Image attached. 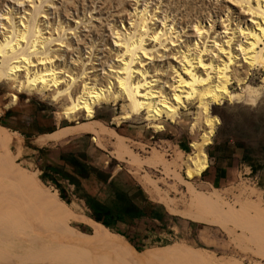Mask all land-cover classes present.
<instances>
[{
	"label": "bare ground",
	"instance_id": "6f19581e",
	"mask_svg": "<svg viewBox=\"0 0 264 264\" xmlns=\"http://www.w3.org/2000/svg\"><path fill=\"white\" fill-rule=\"evenodd\" d=\"M9 1L0 0V80L10 86L11 104L22 94L38 96L61 105L62 120L79 125L40 136L33 141L37 149L80 133L99 134L102 106L121 105L117 126L147 123L156 134L166 130L164 120L175 124L196 107L192 132L201 138L183 161L186 180L193 181L207 171L206 148L221 125L213 109L260 97L252 77L260 71L264 85V0H14L23 10ZM235 85L244 92H231ZM6 132L0 129V264H184L175 256H139L125 238L81 219L37 177L12 164L8 147L16 134ZM109 132L120 160L138 168L161 163L156 156L141 161L125 139ZM187 184L194 194L187 214L192 221L213 223L212 216L222 225L239 223L246 203L237 209ZM261 214L247 227L264 257ZM77 220L92 234L71 227Z\"/></svg>",
	"mask_w": 264,
	"mask_h": 264
},
{
	"label": "rangeland",
	"instance_id": "374dc122",
	"mask_svg": "<svg viewBox=\"0 0 264 264\" xmlns=\"http://www.w3.org/2000/svg\"><path fill=\"white\" fill-rule=\"evenodd\" d=\"M216 1L207 0L206 3L216 4ZM203 2L205 0H201L198 5H202ZM14 4V0L9 1V7L11 8L23 10V7H25L18 4L14 6ZM252 80H254L252 87L260 92L258 99L248 98L237 103L226 102L213 109L212 115L219 120L221 125L215 131L212 145L217 143L226 146L229 144L235 145L243 156L248 154L253 162L252 164L264 166L263 74L260 71H255ZM241 89L243 88L235 85L231 88V92H244V89ZM11 97L10 86L6 81L0 80V129H5L8 135L16 134L14 135V141L8 147L9 158L14 166L21 167L40 178V172L35 166L38 152L34 148L33 141L42 135L53 134L72 126L79 127V125L62 120L60 117L63 113L61 105L52 104L41 97L26 94L19 95L16 104H11ZM97 110L96 121H99L102 125L97 127L100 132L99 136L93 133H80L73 135V137L70 136L62 143L49 144L48 149L58 153V148H66V151L86 154L97 167H103L107 164L105 165L106 168L112 171L114 177H118L122 183L134 189V198L140 202H149L151 206L158 208L162 216L165 215L166 223L161 227L164 229L161 238L146 241L153 234H149V231L146 230L149 228L147 224L141 225V236L146 239V242L140 238L138 244L141 246L147 245L144 251L171 248L173 256L184 264H264V257L257 253L256 246L250 241L251 233L247 227L250 221L253 222L259 217L257 216L258 213H264V172L242 174L239 179L222 187H211L203 183L202 178L193 181L186 180L183 161L193 153L191 145L199 143L201 138V133L192 132V125L195 123L197 113L196 107H192L187 112H182V117L180 116L182 121L178 120L175 124L164 120L163 125L166 130L160 134L154 133L147 123H126L120 125L121 127L117 126L114 118L120 116L121 105L115 107L102 106ZM80 123L87 124L88 122L80 120ZM109 131L124 138L129 150H132L141 161L156 156L161 163L152 167L143 165L138 168L113 156V143L115 144L116 138L112 137ZM211 146L206 148L208 156ZM18 148H20L22 154H18ZM173 170L178 173L175 174L176 177H174ZM170 173L173 174L170 175ZM187 182L190 183L193 189L198 191H195V194L219 195L233 206L236 203L237 206L235 207H238L237 209L241 208L238 202L248 204L241 203L244 205L243 208L249 206L248 210L244 208L241 211L244 219L239 214L240 217H237L239 219H236L239 220V223L235 220L234 222L237 224L234 225L232 224L233 221H228L223 224L227 225L226 228L222 225V222H218V220H215L216 217L212 216L210 218L215 221L213 223L206 222V224L205 222L192 221L187 214L191 213V210L193 211L191 200L194 194L189 190ZM43 185L51 194L57 192L60 198L59 192L52 184L47 182ZM93 187L86 185L85 188L95 194L97 192L94 191ZM97 197L100 201L106 200L104 195ZM70 208L78 216L87 217L85 215L87 210L81 205V202L75 200ZM170 209L174 212H170ZM244 213L246 214L243 215ZM262 214L261 216L264 217ZM252 215L256 219H253ZM247 220H250L248 224ZM70 225L76 230H78V226L89 228L90 232L86 233L87 235L93 232L86 222L77 220L72 221ZM1 227L2 225H0ZM123 230L126 231L127 228H123ZM109 232L114 236L119 235L111 230ZM207 259L210 260V263H206ZM110 264H125V262L111 259Z\"/></svg>",
	"mask_w": 264,
	"mask_h": 264
},
{
	"label": "trees",
	"instance_id": "16d2710c",
	"mask_svg": "<svg viewBox=\"0 0 264 264\" xmlns=\"http://www.w3.org/2000/svg\"><path fill=\"white\" fill-rule=\"evenodd\" d=\"M48 149L40 150V155ZM40 157V156H38ZM243 162L249 165L253 170V174H257L264 169V166H255L252 160L245 154ZM59 165L50 166L40 170V178L36 176L41 182L52 184L59 192L61 200L69 207L75 200L83 201L85 203V216L83 218L102 225L107 230L126 238L125 240L139 253V256L152 259H168L174 254L171 248L168 249H151L146 252L147 245H139L138 239H143L141 236V222L149 219V208H154L149 202H145L147 207L142 205L138 199L133 196L134 189L120 181L118 177H113L112 171L109 173L102 171L92 165L89 156L84 153H62L59 157ZM69 169V170H68ZM96 181L102 186L101 193L106 197L105 201H100L97 196L88 193L84 188V182ZM67 182L75 189L70 194L66 192L63 183ZM81 217V216H80ZM150 219L153 217L151 214ZM162 219V218H161ZM160 221V220H159ZM149 228L146 230L156 236L162 235L164 229L150 222L147 224ZM123 228H127L126 231ZM77 229L82 233L90 232L89 228L78 226ZM153 231V233H152ZM144 242L145 239H143ZM146 253H144V252ZM144 253V254H142Z\"/></svg>",
	"mask_w": 264,
	"mask_h": 264
},
{
	"label": "crops",
	"instance_id": "0c3cea01",
	"mask_svg": "<svg viewBox=\"0 0 264 264\" xmlns=\"http://www.w3.org/2000/svg\"><path fill=\"white\" fill-rule=\"evenodd\" d=\"M96 120H97V115H96ZM90 133H93V132H90ZM93 134H95L96 136H99V134H96V133H93ZM71 137H73V136H71ZM69 138L70 137H68L67 139H69ZM67 139L61 140L60 142H55V144L62 143ZM122 139H124V138H122ZM49 144L54 145L52 143H49ZM116 144H117V140H116L115 144L113 143L112 155L116 156L118 158V156L116 155V152H115L116 151L115 150ZM48 145L46 146L47 149H48ZM34 148L38 152V156H40L35 161L36 169L39 172L41 169H44V168H47L50 166H54V165H59L60 164L59 163V157L62 156V153H76L75 151H66V148L60 147V148H58V151H59L58 153L48 149V151H45V152H43L42 155H40L39 151L45 149V147L43 149H37L36 147H34ZM130 151H132V150H130ZM149 159H151V158L149 157ZM92 165L94 167L102 170V171L109 173V168H106V166H105L107 164H105L103 167H97V166H95L94 163H92ZM248 172L253 173V170L251 169V167H249V165H247L246 163L243 162V154L237 149V147L235 145L229 144L226 146V145H221V144L217 143V144H213L209 148L208 169L200 178H202L203 183H205L211 187L212 186L213 187H218V186L222 187L226 184H229L230 182H233V181L239 179V177H241L242 174L246 175ZM261 172H264V169L261 170ZM113 177H114V175H113ZM84 184H85L84 188L86 187V185L94 186L93 187L94 191L96 190V192H97L95 194L92 193L91 190H89L88 188H85L86 191L88 193L92 194L93 196L103 195L101 193L102 186L100 184H98L96 181L91 180L89 182H84ZM63 185L65 186L66 192L69 194L71 192H73L75 189L73 186L69 185L67 182L63 183ZM77 201L81 202V205H83V207H85V203L83 201H79V200H77ZM141 204L147 207V204L145 202H141ZM149 209H150L149 210L150 211L149 217L151 218V214L153 215V217H155V215H156L158 220L147 218L146 220H143V222H141L140 224L141 225L142 224H149L150 222H153V224L157 225L158 227H162L166 223L165 215L162 216V214L159 212L157 207L156 208H149ZM80 218L83 220H86V221H90V220H87L83 217H80ZM150 233L151 232H149V234ZM156 235L153 234L147 240L145 238L144 239L146 241H151L154 239L161 238V235L160 236H156Z\"/></svg>",
	"mask_w": 264,
	"mask_h": 264
},
{
	"label": "water",
	"instance_id": "95a60500",
	"mask_svg": "<svg viewBox=\"0 0 264 264\" xmlns=\"http://www.w3.org/2000/svg\"><path fill=\"white\" fill-rule=\"evenodd\" d=\"M30 147V146H29Z\"/></svg>",
	"mask_w": 264,
	"mask_h": 264
}]
</instances>
